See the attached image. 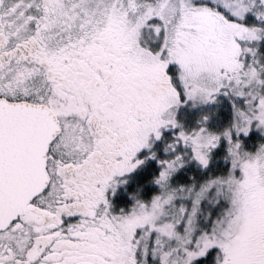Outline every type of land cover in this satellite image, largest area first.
Here are the masks:
<instances>
[{
    "label": "snow or ice",
    "instance_id": "6c2138e0",
    "mask_svg": "<svg viewBox=\"0 0 264 264\" xmlns=\"http://www.w3.org/2000/svg\"><path fill=\"white\" fill-rule=\"evenodd\" d=\"M0 264H264V0H0Z\"/></svg>",
    "mask_w": 264,
    "mask_h": 264
}]
</instances>
